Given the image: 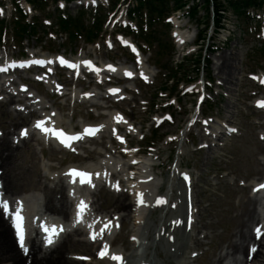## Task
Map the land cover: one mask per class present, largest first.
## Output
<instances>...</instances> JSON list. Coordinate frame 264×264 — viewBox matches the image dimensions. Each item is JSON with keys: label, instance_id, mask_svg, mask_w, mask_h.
Returning a JSON list of instances; mask_svg holds the SVG:
<instances>
[{"label": "rangeland", "instance_id": "1", "mask_svg": "<svg viewBox=\"0 0 264 264\" xmlns=\"http://www.w3.org/2000/svg\"><path fill=\"white\" fill-rule=\"evenodd\" d=\"M113 1L116 2V0ZM192 1L199 7L197 17L189 19L184 12L176 14L173 25L163 40L164 46L172 50L162 57L161 64L165 65L170 61L172 66H175L185 56L189 59L184 70L178 75L181 82L172 94L162 90L165 86L169 88L172 82L165 84L167 71L155 66L153 54L155 48L147 49L146 42L134 36H132L134 40L130 38L143 49V58L150 67L151 75L148 79L118 81L109 76H103L99 80H91L88 77L74 84L71 78L61 70L56 69L54 73L52 70L49 77L60 84L63 93H67L64 98L58 97V90L48 89L32 79L25 83L26 89L35 90L43 97L48 107L47 112L55 111L59 117H62L59 118L60 125L66 130L70 128L78 130L82 124L99 125L104 121L108 112L117 111L121 113L123 122L135 127L137 133L126 134L124 128L119 129L118 135H122L124 143H118L115 138L110 142L108 135L102 133L101 138L90 141L86 145L87 148L77 157L52 151L49 146L41 142H29L27 146H21L18 149L13 159L14 168H12L11 176L15 184L13 188L11 187L12 194H9L18 196L39 190L41 183L38 179L43 181L44 177L40 172H42V165L45 164L51 167L52 171L59 173L72 164L83 166L89 162H96L103 157V151L108 148V150L113 148L117 151L139 152L142 154L141 158L138 157L139 160L150 159V168L154 166L151 174L161 184L159 188L161 195L167 192L168 185L173 180L172 172L178 164L180 171L188 174L192 182V200L197 204L201 216L203 215L201 224L208 225L200 229L207 235L206 238H202L200 234L198 244L188 240L187 254L193 256L190 264H210V260L217 257L221 250L225 251L228 243L235 240L234 234L238 231V227L245 222L241 216L249 204L248 198L255 195L253 183L264 180V108H257V102L264 100V88L258 85L259 80L249 78L250 73H261L264 76V47L262 46L264 44V11L258 13L261 21L260 27L254 24L244 25L241 20L231 15V12H224L221 20L222 27L216 35L211 30L212 18L210 17L207 39L199 45L197 44L199 32L196 24L204 17V11L202 2ZM121 2L122 0L116 2L115 10ZM103 4L105 6L101 7L102 10H97V14H108L113 2L109 0L108 6L106 3ZM56 8L57 4H53L50 0L43 12L34 11L32 15L43 25L53 24L50 31H58L54 27L57 22ZM84 12L87 13L83 15L84 25L89 26L94 11ZM13 14L11 1L0 0V19L10 21ZM77 14H80L79 7L72 3L69 4L66 8V15L75 16ZM211 15L213 17L212 12ZM27 20L30 21V18L28 17ZM175 26L177 28H174ZM49 29L47 27L38 31L37 36L41 40L29 36L20 43L13 40L11 33L7 32L5 39L0 41V57L20 59L21 57L28 58L32 53L36 56L47 57L56 53H64L67 58H88L98 62L99 66L100 64L114 66L135 64L134 57L127 49L121 48L115 40L116 34H124L122 30L113 33V43L102 37L96 43L89 45L84 43L82 38L71 42L58 34L52 35L53 40H49L47 38L51 36L44 34V31ZM174 30L188 36V43L183 51H181L182 46L174 44L171 36ZM208 44L214 46L212 50H209ZM197 54L205 55L210 62L208 70L200 71L199 74L193 72L194 66L191 62ZM226 65L231 67L230 73L220 74L218 67ZM39 76L40 74L24 72L19 77ZM189 78L194 81L188 82ZM108 79L112 81L107 82ZM207 79L210 83H206ZM110 86L124 90L121 99L103 98L106 96L105 90ZM73 91L92 92L96 93L97 97L87 101L72 99ZM183 93L186 94L183 95ZM202 94L204 98L199 103L198 100ZM2 100L4 99H0V133L11 132L13 122L17 124L14 130L17 132L36 118V116H27L23 123L21 118L17 119L14 113L15 105H6ZM93 100L94 103H92ZM161 121L163 123L160 124ZM214 123L224 124L232 130L223 135V141L213 139L211 136L206 137L205 134L211 133ZM201 129L203 131H200ZM219 144L223 145L219 146ZM148 146L151 148L148 149ZM115 150L111 151V154L114 155ZM40 152L43 153V157ZM45 184L51 187L57 184L61 187V183H57L56 180H46ZM97 198L102 209L108 211L116 206L115 201L124 200V197L116 198V195L107 189L96 193L94 200ZM178 200L179 196L175 191L171 203H176ZM134 201V196H130L125 203H132L133 206ZM258 203L257 210L260 212L261 200ZM95 207L98 208V205ZM164 213L165 209L162 206L152 212L150 216L152 226L147 231L148 240L153 238V226L158 225ZM119 223L114 247L117 249L121 247L120 249L125 254H131L137 249L129 242V232L133 222L125 220L122 228ZM34 237L35 233L31 238ZM161 257L164 260V256L161 255ZM165 264L175 263L172 260H166Z\"/></svg>", "mask_w": 264, "mask_h": 264}, {"label": "bare ground", "instance_id": "2", "mask_svg": "<svg viewBox=\"0 0 264 264\" xmlns=\"http://www.w3.org/2000/svg\"><path fill=\"white\" fill-rule=\"evenodd\" d=\"M176 32L180 45L188 41L187 35ZM119 41L138 55L134 65L104 64L97 67L92 62L76 60L77 64L74 67L78 69L86 67L98 79L105 74L123 76L125 79H135V76L139 74L140 77L147 79L151 75L150 67L147 66V61L143 59L134 43L124 37H119ZM42 60L47 67L53 66L51 59L43 58ZM6 65L4 64L0 69L5 68ZM226 66L218 67L220 74L230 73L231 67ZM51 68L53 67L49 69ZM259 80L264 82L263 77ZM43 81L48 87L55 86L51 78L47 79L43 76ZM11 86H14V89L10 88ZM122 91L123 89L118 87L109 88L105 90L106 96L103 98L111 96L119 99ZM72 95V99L86 101L97 97V94L92 92L73 91ZM1 98L6 105H15L14 113L23 123L27 116L37 118L17 132L14 131L17 124L13 122L11 132L0 134V198L9 205L7 212L0 210V264H115L110 258L112 255L121 256L123 264H165L166 260H172L175 264L191 263L190 259H193V256L187 254L188 240L198 244L200 234L202 238H206L207 235L200 229L206 228L208 224H201L203 215L201 216L197 204L193 202L192 195L190 196L193 185L188 179V174H182L179 164L172 172L173 180L169 183L167 192L161 195L159 192L161 184L151 174L153 167L150 168V159L141 161L134 151H117L113 148L108 150V148L103 151L104 156L96 162H89L83 166L72 164L58 174L48 165H42L40 174L44 177H42L44 182L38 179L41 183L38 182L39 190L12 196L10 191L15 183L11 174L14 168L13 159L18 149L21 146H27L29 142L44 143L42 139H47L46 144L49 146L52 143V136L62 126L59 121L62 117L54 112H46V103L35 92L25 89L13 78L0 81ZM94 102L93 100L92 103ZM261 104L264 102H257V107ZM105 116L104 121L96 128L100 133H106L110 142L115 138L118 143H124L122 135H118L119 129L124 128L126 134L136 132L135 127L123 122L121 113L111 111ZM213 126L212 133H206V137L211 135L214 139L223 141V135L227 131L231 132V129L218 123H214ZM71 131L74 132V128H71ZM38 135L40 137H37ZM114 150L117 156L111 154ZM40 153L43 157V153ZM74 171L90 174V183H82L80 177L73 175ZM46 180H56L57 183H61V187L57 184L51 187L45 184ZM253 184L256 190L255 195L248 198L249 204L241 216L245 222L234 234L235 240L228 243L224 252L221 250L217 257L210 260V264H264V206H261L260 212L257 210V202L260 203V199L263 198L262 196L260 198L259 194L264 195V187H262L264 180ZM106 188L112 191L116 198L124 197V200L115 201L116 206L109 211L102 209L98 198L94 200L96 193ZM175 191L179 195V200L171 203ZM130 196L135 198L133 206L132 203H125ZM141 197L143 205L138 207L136 203ZM81 202L86 206L82 214L78 212ZM96 205L98 208L95 207ZM159 206L164 207L165 213L158 225L153 226V238L148 240L147 231L152 226L150 216ZM196 208L197 210L194 211ZM17 213L22 220V229L27 235L23 245L27 247L26 249L19 247V242L14 236ZM48 216L57 217L61 221L55 222L56 220L53 219V221ZM10 219L14 220L13 225L10 224ZM125 220L133 222L129 232V242L134 248L137 247L131 254L128 253L129 255L125 254L121 247H118L119 249L114 247L118 222L122 228ZM106 225L109 227L105 230ZM46 227L49 229L56 227L57 234L52 236L51 232L46 233L44 231ZM36 228L43 232L41 241L30 238L31 230L36 233ZM257 228L261 232L259 238L256 234ZM49 236L52 238L51 243L48 242ZM56 239L59 240L55 243ZM105 248L108 255L101 258L100 253L105 251ZM253 248L254 252L251 251ZM161 255L164 256V260Z\"/></svg>", "mask_w": 264, "mask_h": 264}, {"label": "trees", "instance_id": "3", "mask_svg": "<svg viewBox=\"0 0 264 264\" xmlns=\"http://www.w3.org/2000/svg\"><path fill=\"white\" fill-rule=\"evenodd\" d=\"M14 6V15L9 22L0 20V39L4 32H10L13 40L22 42L26 37H33L41 40L37 36L38 31L44 28L36 19H33L31 23L26 22V15L19 9L18 1L11 0ZM35 11L43 12L50 0H26ZM57 1V0H51ZM71 2L73 0H66ZM136 6L129 12V18L137 23L139 28L137 37L144 40L150 50H153L155 46L154 61L155 66L159 69L167 71L165 84L172 82V85L168 88L165 86L162 90L168 91L172 94L173 90L178 87L181 82L178 75L184 70L186 62L189 61L188 57H184L182 61L172 66L170 61L168 63L161 64V59L165 54H169L172 48L165 47L163 40L169 33L170 25L165 21L166 18L173 12L184 11L190 19H195L199 13V7L191 0H135ZM202 2V8L204 11V17L201 21H197L196 28L199 32V41L206 39L207 30L210 26V19L215 28L221 27V20L223 13L229 11L234 17L240 19L244 24H249L251 19L246 15L247 9L259 10L264 8V0H197ZM192 3V4H191ZM191 4V5H190ZM213 13V17L211 15ZM84 12H81L76 18L63 19L61 16H57V22L59 29L67 34V38L74 42L79 38H83L86 43L95 42L101 32L103 21L106 15L97 14L93 23L89 26L84 25L83 19ZM211 17V18H210ZM146 23L147 28L144 30L143 24ZM12 28L10 29V27ZM46 32L44 31V34ZM130 34H134L133 31H129ZM264 47V46H263ZM194 66V73H198L201 69H208L209 60L203 58L201 54L194 56L191 60ZM192 79H188L190 82Z\"/></svg>", "mask_w": 264, "mask_h": 264}, {"label": "snow or ice", "instance_id": "4", "mask_svg": "<svg viewBox=\"0 0 264 264\" xmlns=\"http://www.w3.org/2000/svg\"><path fill=\"white\" fill-rule=\"evenodd\" d=\"M0 71H3V69H0ZM260 106L264 107V104H261ZM37 127H41V125H37ZM73 175L80 177L82 183H84V182L90 183V181H91V176L88 173L74 171ZM262 187H264V186H262ZM140 203L141 204L143 203L142 197H141ZM8 207H9L8 203L6 201H4L2 198H0V210L7 212ZM85 207H86L85 204L83 202H81V204L78 207V212L80 214H82L85 210ZM16 220H17L16 229H17L18 240L21 243V245H23V229L21 226V217H20L19 213H17ZM107 227H109V225L105 226V230L107 229ZM60 230H62V229H60ZM44 231L46 233L51 232L52 236L57 234V228L56 227H52L50 229L46 227L44 229ZM256 234H257V238H259V236L261 235L259 228L256 229ZM48 242L49 243L52 242L51 236H49ZM251 251L254 252L255 249L253 248V249H251ZM100 255H101V258L107 256L108 255L107 249L105 248V251L101 252ZM110 258L115 262V264H123V258L121 256L112 255Z\"/></svg>", "mask_w": 264, "mask_h": 264}]
</instances>
